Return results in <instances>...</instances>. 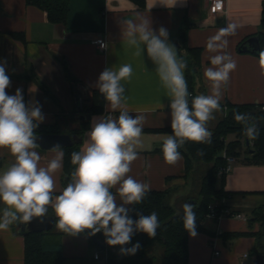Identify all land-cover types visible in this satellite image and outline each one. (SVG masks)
<instances>
[{
  "label": "crops",
  "instance_id": "obj_1",
  "mask_svg": "<svg viewBox=\"0 0 264 264\" xmlns=\"http://www.w3.org/2000/svg\"><path fill=\"white\" fill-rule=\"evenodd\" d=\"M173 2L71 0L67 26L62 29L49 21L46 12L28 5L26 0H0V62L5 63L11 81L6 92L14 95L19 88L26 104L38 103L41 107L44 120L37 128L38 133H43L44 129L50 134L69 135L80 131L82 116L88 118V113L77 111L75 93L82 94L83 108L90 104L87 99L92 92L98 90L97 81L102 71L130 64L131 77L121 81L126 88L125 107L133 116L142 115L144 122L141 144L137 147L139 156L132 163L129 175L148 183L150 191L181 187L186 194H191L199 188L192 183V177L189 180L186 177L184 155L181 154L183 158L176 164L169 165L159 151L164 138L172 134L170 97L152 61L146 54L137 56L135 48L124 42L122 21L140 16L150 21L153 30L164 27L169 33V42L177 50L179 37L187 27L189 47L202 50L200 94L205 95L211 94V82L204 77V71L213 67L210 57L217 54L209 52L206 43L227 24L237 25L235 34L227 37L228 46L223 50L232 56L237 67L230 73L229 85L223 90L221 105L224 110L215 113V118L209 121V130L213 132L227 116V104H264V75H261L258 56L239 50L242 41L260 33L264 0H227L225 12L217 15H210L207 0H177L175 5ZM15 34H23L24 41ZM98 38L107 41V50L94 44ZM104 115L117 117L119 112L113 111L105 101L104 113L91 116L88 131L94 118ZM88 131L83 142L87 140ZM36 151L41 155L40 166L43 167L56 155L41 146ZM245 158L236 159L232 171L226 175L225 192L229 196L220 203L247 219L206 218L203 222L206 231L188 237V264H255L258 248L251 234L259 231L260 224H250V218L264 205V165L249 164ZM0 161V171H3L14 162V157L7 149H0ZM63 169L64 155L62 169L54 174L57 195L63 190ZM111 191L116 193V188ZM117 204H121L118 194ZM3 207L0 204V208ZM126 207L130 212L134 205ZM49 210L55 218L51 206ZM233 234L243 236L231 238ZM25 238L20 224L0 231V264H25ZM62 249L66 264H106L103 259H95L100 251H92L86 235L63 237ZM216 252L220 255H215Z\"/></svg>",
  "mask_w": 264,
  "mask_h": 264
},
{
  "label": "clouds",
  "instance_id": "obj_2",
  "mask_svg": "<svg viewBox=\"0 0 264 264\" xmlns=\"http://www.w3.org/2000/svg\"><path fill=\"white\" fill-rule=\"evenodd\" d=\"M221 6V0H216L215 8ZM122 24L124 42L135 48L137 56L146 54L152 61L170 97L172 134L164 138L161 150L165 162L174 165L183 158L179 150L187 141L211 143L209 121L215 118V113L224 110L223 90L229 85L230 73L237 67L232 56L223 51L228 46L227 37L235 34L237 25L229 23L208 39L207 50L217 53L210 57L213 67L204 71V77L211 82V94L197 95L190 102L185 77L187 60L169 42L167 29L153 30L150 21L140 16L126 18ZM100 46L108 47L103 42ZM258 63L264 75V49L259 51ZM131 75L130 64L106 68L99 75L98 90L119 115L94 118L87 140L79 151L71 153V164L75 167L70 181L54 198V174L63 167L62 146H53L50 150L56 153L55 157L46 167L40 166L41 155L36 151L40 145L35 130L44 120L41 107L38 103L26 104L19 88L14 95L6 92L11 81L5 63L0 62V149H7L14 157V162L0 171V204L4 205L0 208V231H8L14 224L27 228L34 218L43 223L51 206L56 229L66 236L102 233L108 246H121V255L136 254L139 242L124 246L131 243L137 232L146 233L150 238L157 235L160 222L155 211L133 220L126 207L142 203L150 191L148 183L129 175L132 163L139 156L137 147L141 144L144 122L142 115L133 116L125 107L126 88L121 81ZM234 119L243 126L249 140L257 139L259 130L249 115L235 112ZM113 188L116 193L111 191ZM183 213L184 230L195 237V205L185 203Z\"/></svg>",
  "mask_w": 264,
  "mask_h": 264
},
{
  "label": "trees",
  "instance_id": "obj_3",
  "mask_svg": "<svg viewBox=\"0 0 264 264\" xmlns=\"http://www.w3.org/2000/svg\"><path fill=\"white\" fill-rule=\"evenodd\" d=\"M26 2L28 5L35 6L46 12L52 24L62 29L66 28L71 0H26ZM187 31L188 28L186 27L179 37L178 51L187 60L185 77L188 91L191 94L189 97L191 102L193 97L202 92L200 86L202 50L189 47ZM15 36L24 41L25 36L23 34H15ZM254 37L260 39V50L264 49V9L261 31ZM251 38L248 37L242 41L239 45V50L240 52L253 53L258 56L259 52L248 46V41ZM246 47H248L247 50L245 49ZM104 106V97L98 90H94L90 104H86L83 107V112L88 113V118L83 120L81 129L76 135L84 137L86 131L90 128L91 116L103 114ZM227 109V116L222 118L212 132L211 143L201 144L187 141L184 147L179 150L186 159V177H188V180L192 177V183L196 188H199L198 196L195 198L187 197L184 200L178 199L177 201V187L169 188L165 191H149L142 203L134 205L129 215L133 220H136L141 214L150 215L155 211L160 222L157 235L150 238L146 233L137 232L132 237L131 243L124 246L131 247L139 242L140 248L135 255H121V246H109L110 253L106 264H188L189 233L183 227V205L185 203L195 205L197 216L196 232H204L206 230L203 227V222L210 212V206H215L217 209L225 208L220 202L229 196V193L225 192L226 175L220 177L218 174L220 168L227 164V160L223 156L224 153L228 157L235 159L246 156L245 160L247 163L264 165V104H227ZM235 112L249 115L257 125L259 130L258 137L255 140H250L249 146L246 143L247 137L244 134L243 126L234 119ZM42 132L50 133L44 129ZM230 136H234L235 140L229 141ZM81 147L82 143L62 147L64 151L63 188L69 183L70 174L75 167L71 164V153L79 151ZM161 149L159 150L160 152H162ZM201 152L203 153L202 155L199 154ZM56 195L54 193V198ZM254 222L259 223L260 228L258 232L251 235L256 239L257 248L260 250H257V255L264 256V205L258 208L252 218H250V224ZM65 236L66 234L56 229V227L49 232L27 235L25 238V264H66L62 249V238ZM241 236L243 234L230 235L231 238ZM88 237L90 238L92 251L99 250L103 254L104 249L101 245V241L105 238L103 234L97 233L95 239L93 236ZM113 249H115V252Z\"/></svg>",
  "mask_w": 264,
  "mask_h": 264
},
{
  "label": "water",
  "instance_id": "obj_4",
  "mask_svg": "<svg viewBox=\"0 0 264 264\" xmlns=\"http://www.w3.org/2000/svg\"><path fill=\"white\" fill-rule=\"evenodd\" d=\"M248 46L253 47L256 51H260V39L258 37H252L248 41ZM248 47L245 49L247 50ZM82 94L75 93L74 95V102L75 107L78 112H82ZM91 98L89 97L87 101H90ZM81 119H85L84 116H82ZM36 135H37V143L45 150H50L53 146L56 144L61 145L62 147H69L73 146L74 144H81L83 143V137H80L78 135H69V134H50V133H38L40 131L39 129H36ZM246 143L249 146L250 140L247 138ZM55 227V218L52 213L48 209V213L46 214V217L44 218V222L40 223L38 218H34L31 224L27 226V228L24 225L20 224V228L22 230L23 235H30L34 233H43V232H49L52 231ZM88 230H85L87 232ZM95 239L96 237L93 236ZM98 242V240H96ZM255 264H264V256L258 255L255 260Z\"/></svg>",
  "mask_w": 264,
  "mask_h": 264
},
{
  "label": "built area",
  "instance_id": "obj_5",
  "mask_svg": "<svg viewBox=\"0 0 264 264\" xmlns=\"http://www.w3.org/2000/svg\"><path fill=\"white\" fill-rule=\"evenodd\" d=\"M207 3H208V9H209L210 15H217L219 13L225 12V10H226L227 0H221L222 6L219 9L215 8L216 0H207ZM102 42L106 43L108 45L107 41L104 38H98L97 40L94 41V44L97 45L101 50L105 51V50H107V48L102 49L100 46ZM223 156L227 160V164L220 168L219 173H218L219 176H224V175L229 174L233 169V165L236 163V159L232 158V157H228L226 153H224ZM227 217H233V218H236L239 220H246L247 219L246 216H244L241 213H234V212H231L230 210H228L226 208L217 209L215 206H210V212L207 215V218H214L217 220H222L223 218H227ZM101 245H102V248L104 249V253L103 254L96 253L95 259L96 260L103 259V260L107 261L109 253H110V248L105 243V238L103 241H101ZM113 251L115 252V249H113ZM215 255H220V253L216 252ZM246 257H247V255H246Z\"/></svg>",
  "mask_w": 264,
  "mask_h": 264
},
{
  "label": "rangeland",
  "instance_id": "obj_6",
  "mask_svg": "<svg viewBox=\"0 0 264 264\" xmlns=\"http://www.w3.org/2000/svg\"><path fill=\"white\" fill-rule=\"evenodd\" d=\"M86 106V105H85ZM234 139V136H230L229 137V140H233ZM177 190H178V196H176V198H177V201H178V199L179 200H184L185 198H187V197H192V198H195V197H197L198 196V192H195L196 190H194V192L193 193H191V194H186V190L185 189H183V188H181V187H177ZM182 196V197H181ZM179 205V204H178ZM71 249H73V247H71Z\"/></svg>",
  "mask_w": 264,
  "mask_h": 264
}]
</instances>
